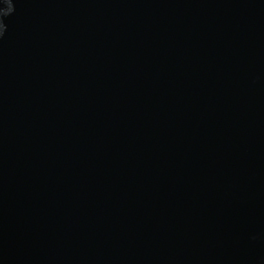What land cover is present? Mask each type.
<instances>
[{
	"label": "water",
	"instance_id": "water-1",
	"mask_svg": "<svg viewBox=\"0 0 264 264\" xmlns=\"http://www.w3.org/2000/svg\"><path fill=\"white\" fill-rule=\"evenodd\" d=\"M0 24V264H264V0Z\"/></svg>",
	"mask_w": 264,
	"mask_h": 264
},
{
	"label": "clouds",
	"instance_id": "clouds-1",
	"mask_svg": "<svg viewBox=\"0 0 264 264\" xmlns=\"http://www.w3.org/2000/svg\"><path fill=\"white\" fill-rule=\"evenodd\" d=\"M3 31H4V26L2 24H0V36L3 35Z\"/></svg>",
	"mask_w": 264,
	"mask_h": 264
}]
</instances>
